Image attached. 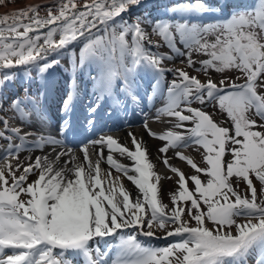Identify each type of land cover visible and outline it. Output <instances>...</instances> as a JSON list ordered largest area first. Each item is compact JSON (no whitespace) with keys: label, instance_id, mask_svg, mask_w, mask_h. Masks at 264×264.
Returning <instances> with one entry per match:
<instances>
[{"label":"snow or ice","instance_id":"6c2138e0","mask_svg":"<svg viewBox=\"0 0 264 264\" xmlns=\"http://www.w3.org/2000/svg\"><path fill=\"white\" fill-rule=\"evenodd\" d=\"M85 80L87 128L101 101L109 119L131 104L161 142L163 174L134 133L131 147L83 137L73 115ZM156 98L159 132L144 110ZM0 264H264V0H47L0 15Z\"/></svg>","mask_w":264,"mask_h":264},{"label":"bare ground","instance_id":"6f19581e","mask_svg":"<svg viewBox=\"0 0 264 264\" xmlns=\"http://www.w3.org/2000/svg\"><path fill=\"white\" fill-rule=\"evenodd\" d=\"M45 3H47V0H39V1H33V2H25L22 6L21 5H16V6H12V7H9V8H6V9H1L0 10V15H3V14H6V13H8V12H11V11H15V10H18V9H20L21 7L23 8V7H26V6H29V5H37V4H45ZM42 15H43V12L41 13ZM175 64L177 65V66H179V60L177 61V62H175ZM169 66H171V64L169 65ZM171 78V77H170ZM59 86L58 87H56V88H65L66 87V85H65V83L63 82V81H60L59 80ZM53 86L54 85H52V83H51V87L53 88ZM92 95H93V93H91ZM77 100H80V98H77ZM160 101H157V99H155L154 100V106L153 105H149L148 107H146L144 110L146 111V112H148V115H149V117H150V119H149V121H152V122H154L155 123V126H161V127H166V124L165 123H161L160 121H157V120H154V119H152V117L154 116V113H155V108H157V107H159V105H158V103H159ZM138 115H139V117H140V119H143V116L140 114V111L138 112ZM162 119H164V120H167V118H162ZM134 133L138 138H142L145 142H146V144H147V148H148V150H149V152L151 153V157H150V160H151V162H154V153H153V149H152V139L148 136V134L146 133V131H143V130H140V131H129V132H123L122 134H121V136L120 137H118L119 138V140H120V142L121 143H125V144H128L129 145V147H131V142H130V140H129V137H128V134L129 133ZM188 152H189V154H191L194 158H196L197 160L199 159V157H198V154H196V153H194L193 152V150L192 149H188L187 150ZM107 155V152H105V156ZM65 159H67V157H65ZM117 159L118 160H120V162H122L123 164H125V165H130L131 164V162L129 161V160H127V159H125V158H121V157H119V156H117ZM62 163V162H61ZM173 163L174 164H179L180 162L179 161H177V160H173ZM102 167L103 168H105V169H107L108 168V165L106 164V163H103L102 164ZM156 170L158 171V172H160L161 174H163L164 173V171H165V169H164V165L162 164V165H160V167L159 168H157L156 167ZM113 174L114 175H116V173L115 172H113ZM164 181L165 180H163L162 181V185H163V183H164ZM124 183H125V185L129 188V190L132 192V194H133V196H135L136 195V189L134 188V186L131 184V182L130 181H127V179H124V181H123Z\"/></svg>","mask_w":264,"mask_h":264},{"label":"rangeland","instance_id":"374dc122","mask_svg":"<svg viewBox=\"0 0 264 264\" xmlns=\"http://www.w3.org/2000/svg\"><path fill=\"white\" fill-rule=\"evenodd\" d=\"M33 2V1H39V0H10V2H7L6 0V4L4 6H0V10L1 9H6L12 6H16V5H23L25 2ZM24 6V5H23ZM22 8V7H21ZM137 11H143L142 9H138ZM155 39V37H154ZM160 51H167L166 48H161ZM179 59H177L175 62H177ZM64 61V60H63ZM61 62L64 66V68H67V62ZM61 72H63V68H61ZM66 76H63V78L65 79ZM66 81V79H65ZM152 149H153V153H154V163L156 165L157 168L160 167V165H162V156L160 158L157 157V149L158 147L161 146V142L159 140H154L152 139ZM194 153H196L195 151H193ZM197 154V153H196ZM168 156H172L173 153L171 151H169V153L167 154ZM35 157L34 153H27V154H23L19 156V159L24 162L25 164L28 162V157ZM151 157V156H150ZM199 157V156H198ZM186 171H190V169H185ZM135 188V187H134ZM175 185L173 183L172 180L169 179H165L164 183H163V187H162V196H163V203L165 204H169L170 203V199H169V193L174 190ZM141 238H145V237H140ZM172 240V238H169L168 240H164V239H159V238H147V241L150 242L151 244H154V247L158 246V247H163L165 245H167L170 241Z\"/></svg>","mask_w":264,"mask_h":264}]
</instances>
